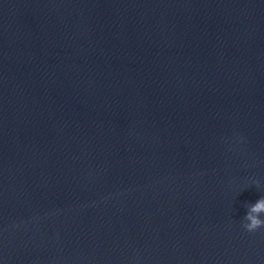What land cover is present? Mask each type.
Wrapping results in <instances>:
<instances>
[{"label":"water","instance_id":"95a60500","mask_svg":"<svg viewBox=\"0 0 264 264\" xmlns=\"http://www.w3.org/2000/svg\"><path fill=\"white\" fill-rule=\"evenodd\" d=\"M261 196L262 164L0 0V264H264Z\"/></svg>","mask_w":264,"mask_h":264},{"label":"clouds","instance_id":"9594fccd","mask_svg":"<svg viewBox=\"0 0 264 264\" xmlns=\"http://www.w3.org/2000/svg\"><path fill=\"white\" fill-rule=\"evenodd\" d=\"M255 183H259L258 181ZM264 213V196H261L255 203L247 205V211L244 216V228L247 231H255L261 227H264V219L261 218V214Z\"/></svg>","mask_w":264,"mask_h":264}]
</instances>
